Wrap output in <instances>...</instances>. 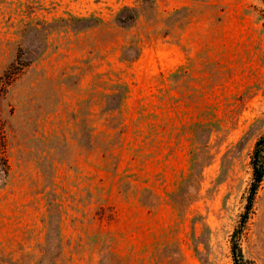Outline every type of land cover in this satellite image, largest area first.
Returning <instances> with one entry per match:
<instances>
[{
    "label": "rangeland",
    "instance_id": "374dc122",
    "mask_svg": "<svg viewBox=\"0 0 264 264\" xmlns=\"http://www.w3.org/2000/svg\"><path fill=\"white\" fill-rule=\"evenodd\" d=\"M262 134L264 0H0V264H233Z\"/></svg>",
    "mask_w": 264,
    "mask_h": 264
},
{
    "label": "trees",
    "instance_id": "16d2710c",
    "mask_svg": "<svg viewBox=\"0 0 264 264\" xmlns=\"http://www.w3.org/2000/svg\"><path fill=\"white\" fill-rule=\"evenodd\" d=\"M251 165L253 169L252 181L247 197V204L245 206V210L240 216L239 223L232 234L233 264H257L254 260L249 259L245 256L241 245V238L246 224L250 218L255 196L262 181L264 180V134H262L258 138L254 145L253 153L251 156Z\"/></svg>",
    "mask_w": 264,
    "mask_h": 264
}]
</instances>
